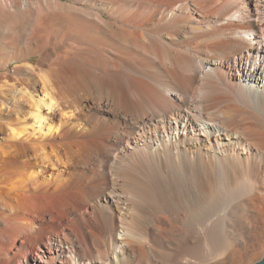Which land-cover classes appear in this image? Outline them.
Segmentation results:
<instances>
[{"label":"bare ground","instance_id":"obj_1","mask_svg":"<svg viewBox=\"0 0 264 264\" xmlns=\"http://www.w3.org/2000/svg\"><path fill=\"white\" fill-rule=\"evenodd\" d=\"M263 244L264 0H0V264Z\"/></svg>","mask_w":264,"mask_h":264},{"label":"rangeland","instance_id":"obj_2","mask_svg":"<svg viewBox=\"0 0 264 264\" xmlns=\"http://www.w3.org/2000/svg\"><path fill=\"white\" fill-rule=\"evenodd\" d=\"M58 32H59L58 33V36L60 37L61 36L60 30H58ZM38 58H39V56H34V57L30 58L28 61H30L31 63L35 64L37 62ZM261 248H263V250L259 254V257L257 258V261L255 260L256 262L260 261L261 258L264 257V244L261 246ZM244 257L241 260H238L237 263L239 264V261H240V264H246V263H248L247 257L246 256H244ZM252 263H255V262H252Z\"/></svg>","mask_w":264,"mask_h":264},{"label":"water","instance_id":"obj_3","mask_svg":"<svg viewBox=\"0 0 264 264\" xmlns=\"http://www.w3.org/2000/svg\"><path fill=\"white\" fill-rule=\"evenodd\" d=\"M255 264H264V257L260 261L256 262Z\"/></svg>","mask_w":264,"mask_h":264}]
</instances>
